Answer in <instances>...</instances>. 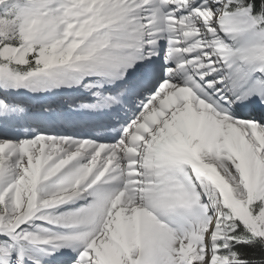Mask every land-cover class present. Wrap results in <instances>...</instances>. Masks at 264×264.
Masks as SVG:
<instances>
[{"label":"snow or ice","instance_id":"6c2138e0","mask_svg":"<svg viewBox=\"0 0 264 264\" xmlns=\"http://www.w3.org/2000/svg\"><path fill=\"white\" fill-rule=\"evenodd\" d=\"M0 264H264V0H0Z\"/></svg>","mask_w":264,"mask_h":264}]
</instances>
